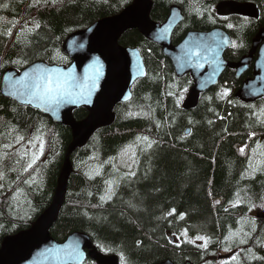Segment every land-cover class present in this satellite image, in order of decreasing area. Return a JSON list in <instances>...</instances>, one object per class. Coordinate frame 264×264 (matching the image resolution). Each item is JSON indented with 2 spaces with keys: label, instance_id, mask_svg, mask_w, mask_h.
Segmentation results:
<instances>
[{
  "label": "trees",
  "instance_id": "obj_1",
  "mask_svg": "<svg viewBox=\"0 0 264 264\" xmlns=\"http://www.w3.org/2000/svg\"><path fill=\"white\" fill-rule=\"evenodd\" d=\"M134 1L0 0V80L7 70L35 62L67 67L62 46L68 36L119 15ZM226 1L256 4L260 19L219 17L216 7ZM152 2L150 19L157 24L166 22L172 7L181 9L174 45L191 31L233 28L234 46L235 38H246L243 50H249L264 29V0ZM119 45L141 53L146 77L133 85L131 101L114 108L115 124L72 155L52 238L63 242L83 233L120 264H264V98L241 103L223 83L238 90L242 81L226 70L195 109L185 110L193 87L189 75L177 78L162 49L135 30ZM233 57L228 53L226 60ZM87 116L85 109L73 112L77 122ZM71 141L69 128L0 94V244L28 230L49 208ZM33 155L38 159L25 171ZM197 236L207 238L206 247L193 242ZM221 254L230 256L220 261Z\"/></svg>",
  "mask_w": 264,
  "mask_h": 264
},
{
  "label": "water",
  "instance_id": "obj_2",
  "mask_svg": "<svg viewBox=\"0 0 264 264\" xmlns=\"http://www.w3.org/2000/svg\"><path fill=\"white\" fill-rule=\"evenodd\" d=\"M216 8L220 16L239 15L253 19L260 16L254 4L222 2ZM152 9V0H135L119 15L71 34L62 47L71 61L67 68L35 62L21 72L7 70L2 75L0 94L4 98L39 112L55 125L69 128L72 141L65 152L49 208L28 230L1 241L0 264H83L87 258L96 264H118L116 257L99 253L89 236L83 233H73L59 243L50 232L65 203L73 172L72 155L85 148L98 130L115 124L114 108L131 101L133 85L146 77L139 51L119 45L126 32L135 30L151 43L159 45L172 63L177 78L191 75L194 87L184 104L185 110L195 109L199 96L216 87L226 69L235 70L236 78H240L264 40L263 30L260 39L254 41L248 58L237 64L228 63L224 56L231 43L225 31L189 33L174 47L172 35L184 20L181 9L172 7L163 24L151 21ZM254 70V79L248 80L236 94V98L246 104L264 97V44L259 49ZM48 87L53 89L50 94L45 93ZM79 109L87 110L88 116L77 122L73 111ZM189 133L186 130L185 134ZM160 264L174 263L166 261Z\"/></svg>",
  "mask_w": 264,
  "mask_h": 264
},
{
  "label": "flooded vegetation",
  "instance_id": "obj_3",
  "mask_svg": "<svg viewBox=\"0 0 264 264\" xmlns=\"http://www.w3.org/2000/svg\"><path fill=\"white\" fill-rule=\"evenodd\" d=\"M240 3V2H239ZM256 5V4H255ZM257 6V5H256ZM231 18H238L236 16L234 17H231ZM187 19V18H186ZM214 30V29H213ZM211 31V30H209ZM236 30H233V33L235 32ZM257 36V35H256ZM234 37V35H233ZM232 38V37H231ZM235 38V37H234ZM256 38V37H255ZM255 38L250 42L248 48L249 50H243V49H246L247 48V44H244V41H246V38L243 40H238L235 38V40L237 41V45H238V48L237 49H232L230 51H228L229 54H231L232 56H234L229 62L230 63H237L239 62L242 58L244 57H248L250 56V52L252 51L253 49V43H254V40ZM173 43V41H172ZM259 48L260 46L257 47V50H256V53L253 55V59H252V62L250 63L249 65V68L248 70L240 77V78H236V73L235 71H233V73H229L230 74V78L232 77V79L236 78L239 82L242 81V84L240 86V88L242 87L243 85V82L246 80V82L250 79H253L254 78V75H255V70H254V63L255 61L257 60L258 56H257V53L259 51ZM228 70V69H227ZM224 73L226 74V70L224 71ZM224 73L222 74V77L224 75ZM236 80V81H237ZM230 81V80H229ZM231 83V82H230ZM230 83H226L227 85H229ZM231 88L234 89L235 93L240 89H235V87L233 85L230 86ZM237 90V91H236Z\"/></svg>",
  "mask_w": 264,
  "mask_h": 264
},
{
  "label": "snow or ice",
  "instance_id": "obj_4",
  "mask_svg": "<svg viewBox=\"0 0 264 264\" xmlns=\"http://www.w3.org/2000/svg\"><path fill=\"white\" fill-rule=\"evenodd\" d=\"M36 2L38 3L39 0H36ZM230 27H231V25H230ZM9 34H11V33L9 32ZM52 91H53V89H52L51 87H48V88L45 89V93H46V94H50V93H52ZM20 139H22V138H21V137H17V142H19ZM138 139H140V138H138ZM143 139H147V138H143ZM149 146H151V145H149ZM258 147H259V146H258ZM42 148H43V144L41 143V150H42ZM240 151H241V153H243V149H241ZM253 152H255V149H253ZM37 159H38V156L33 155L32 158H31V160H30V162L27 163V165H26V167H25L24 170L27 171L28 168H31L32 165L36 162ZM250 163H251V162H250ZM25 183H27V181H25ZM101 199H103V197H101ZM230 235H231V234H230ZM196 239H198V240H203V241H204V245H203V246H205V247L207 246V244H208V240H207V238L202 237V236H197ZM228 239H230V236H229V237H225V240H228ZM240 242H241V243H244L243 240H241ZM225 250L227 251V250H229V249H225ZM235 259H236V257L233 256V257H232V260H235Z\"/></svg>",
  "mask_w": 264,
  "mask_h": 264
},
{
  "label": "rangeland",
  "instance_id": "obj_5",
  "mask_svg": "<svg viewBox=\"0 0 264 264\" xmlns=\"http://www.w3.org/2000/svg\"><path fill=\"white\" fill-rule=\"evenodd\" d=\"M122 3V5L124 4V2H121ZM220 94L222 95V96H224V92L223 91H221L220 92ZM11 101V100H10ZM13 102V101H12ZM16 104V103H15ZM28 108V107H27ZM48 118V117H47ZM262 211L264 212V210H262L261 209V212L259 213V214H261L262 213ZM194 241L193 242H196V243H198V244H200V246H203L204 245V241L203 240H198V239H193ZM229 256L230 255H228V254H226V255H224V254H221V256H219V259H220V261H226L228 258H229ZM122 264V263H121Z\"/></svg>",
  "mask_w": 264,
  "mask_h": 264
}]
</instances>
